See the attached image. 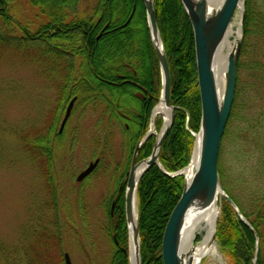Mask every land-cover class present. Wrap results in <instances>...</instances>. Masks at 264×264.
<instances>
[{
	"label": "trees",
	"instance_id": "1",
	"mask_svg": "<svg viewBox=\"0 0 264 264\" xmlns=\"http://www.w3.org/2000/svg\"><path fill=\"white\" fill-rule=\"evenodd\" d=\"M18 3L37 10L34 17L39 18L40 23L36 29L31 28L33 19L23 20ZM80 3L81 0H0V46L25 51L26 60L35 63L41 70L42 64L51 66L47 71L53 73L51 76H54L52 78L58 94L57 113L54 111L52 118L62 114L64 106L76 97L78 107L91 106L96 113L101 111L97 113L99 122L96 128L99 133L101 130V135L104 132V136H97V142L103 140L110 151L111 130L113 124L118 123L122 129L125 150L128 155H132L148 129L151 109L157 103L161 90L160 69L150 39L144 5L141 0H96L92 13H87L81 11ZM153 4L170 71V104L175 108L173 124L159 150V162L165 172L175 173L189 163L195 141L192 132H198L200 124L194 35L180 0H153ZM261 9H258V0L244 1L238 71L240 67L244 68L240 59L248 52V35L256 28L259 16L262 17ZM121 25V28L115 29ZM103 26H108V29L99 34ZM238 71L229 119L236 118L238 96L245 91L243 83L239 84ZM137 89L140 91H135ZM136 92L140 97L136 96ZM55 121L46 128L38 130L33 127L31 131L20 135L24 145L36 156L42 155V152H52L51 138L61 136L56 133ZM102 122L109 124L99 125ZM160 126L161 121H155L157 131ZM154 142L155 136L152 135L143 143L137 154L138 160L151 154ZM221 150L222 147L218 171L223 189L250 223L258 239L238 218L229 202L221 197L216 225L217 243L229 264H253L258 243L256 264H264V191L263 195L248 201L249 204L240 202L233 194L235 189L231 187L232 183L227 182L221 164ZM45 157L43 168L49 180V176L53 177L52 165L49 156ZM183 185V175L169 176L157 165H152L139 179L140 264H163V232L181 196ZM53 211L56 216L59 215L58 210ZM43 226L46 227L42 222L38 224L32 239L31 236L24 239V248L20 243L21 249L26 247L27 251L24 250L23 254L28 259L27 264L39 262L38 259V262L34 261L37 254L33 255L34 259L30 258L34 248L29 242H40ZM200 239L197 237L195 242ZM124 240L127 245L126 236ZM48 247L50 250L51 247ZM123 260V264H128L126 257ZM0 264L16 262L10 254L2 251Z\"/></svg>",
	"mask_w": 264,
	"mask_h": 264
},
{
	"label": "rangeland",
	"instance_id": "2",
	"mask_svg": "<svg viewBox=\"0 0 264 264\" xmlns=\"http://www.w3.org/2000/svg\"><path fill=\"white\" fill-rule=\"evenodd\" d=\"M18 4L23 20L33 19L31 28L36 29L40 23L39 18L34 17L37 10ZM95 4L96 0H81L80 9L92 13ZM261 7L262 17L259 16L256 28L248 35V52L240 59L244 68L240 67L238 71L237 64L239 84L243 83L245 91L239 93L236 120L228 118L226 136L220 145L221 164L227 182L232 183L233 194L244 205L263 195L264 191V1L258 0V9ZM107 29L108 26H103L99 34ZM26 58L25 51L0 46V255L6 251L16 264H27L23 254L26 247L21 249L20 243L24 248V239L28 236L32 239L42 222L46 225L42 227L45 233L56 232L57 226L60 231L56 236L46 238V242L42 239L44 235L39 237L40 242H29L34 248L33 255H38L43 244H47L51 247L49 252L56 255V261L58 253L62 258V254L67 252L73 264H88L91 260L95 264H108L111 256L107 247H113V241L102 230L106 219L100 202L104 190L111 188L110 176L117 173L126 178L124 173L130 168L132 155L125 150L122 129L118 123L113 124L109 151L103 140H96L97 136H104V132L101 135V130L99 133L96 128L99 122L97 113L101 111L96 113L91 106L78 107L76 98L70 116L60 130L69 102L55 121L57 118H52V115L56 111L58 94L54 76H51L53 73L47 71L51 66L42 64L43 71ZM135 94L140 97L138 92ZM157 120L162 126V118L157 117L154 121ZM54 121L56 133L61 136L51 138L52 152L36 156L24 145L20 135L33 127L38 130L46 128ZM105 123L109 124L102 122L99 125ZM153 131L158 134L160 129ZM45 156H49L52 165L53 177L49 176V180L43 168ZM96 158H99L96 167L82 179L84 184L81 185L76 180L77 175ZM79 191L83 192L82 199ZM54 209L58 210V216ZM197 237L201 234L197 233ZM196 238L193 244L202 239L195 242ZM216 244L222 264H229L217 240ZM115 258L114 262L118 264L116 255ZM34 261L38 262L37 258ZM200 264L221 263H212L206 257Z\"/></svg>",
	"mask_w": 264,
	"mask_h": 264
},
{
	"label": "water",
	"instance_id": "3",
	"mask_svg": "<svg viewBox=\"0 0 264 264\" xmlns=\"http://www.w3.org/2000/svg\"><path fill=\"white\" fill-rule=\"evenodd\" d=\"M141 1L145 8L149 35L159 64L161 90L158 102L152 109L150 115L149 128L133 151L126 180L125 209L129 234V261L130 264H140L137 184L139 179L152 165H157V167L169 176L184 175V185L181 196L173 208L163 232L161 245L162 263L195 264L191 250H187V252L181 250L182 229L186 214L192 208L203 211L207 208L215 207L217 209V216L214 221L208 245L211 246L216 244V225L220 208L219 197H224L229 202L238 218L254 232L256 240L258 239L250 223L223 189L218 171L221 140L230 116L235 95L237 64L242 43V21L245 0H221L216 6L210 5L208 0H180L190 21L194 35L195 63L201 106L198 134L196 135L191 160L188 166H190L192 162L197 139L198 161L189 178H187L184 173L188 166L181 171L167 173L163 170L159 162V150L173 124L175 108L170 104V71L156 23L153 0ZM237 10L241 11L240 36L234 41L233 48L228 54L224 71V85L221 93L215 76L214 60L219 48L224 42ZM75 100L76 97H73L69 101L60 125V130L70 116ZM159 103L164 104V106L169 109V120L167 124L163 122L160 132L156 135L151 154L147 158L137 161L139 149L143 143L154 134L153 111ZM98 161V159L91 161L87 167L77 175L76 180L81 181L87 176L96 167ZM257 244L258 243H256L255 254L252 261L253 264H256L258 252ZM65 262L66 264H71L67 253L65 254Z\"/></svg>",
	"mask_w": 264,
	"mask_h": 264
},
{
	"label": "bare ground",
	"instance_id": "4",
	"mask_svg": "<svg viewBox=\"0 0 264 264\" xmlns=\"http://www.w3.org/2000/svg\"><path fill=\"white\" fill-rule=\"evenodd\" d=\"M220 1L221 0H208L210 5L212 6L218 5ZM237 12H238L236 15L237 18H235L234 21L231 22L227 35L224 39V42L219 48L214 60L215 76L221 93L224 85V71L227 64L228 54L233 48L234 41H236V39L239 38L240 36L239 17L241 11L237 10ZM169 115H170L169 109L166 108L164 104L159 103L158 106L153 111V121L157 117H161L164 123L167 124L169 120ZM197 161H198V139L192 157V162L190 166H188V168H186L184 171L187 178L190 177L191 172L196 167ZM216 216H217V209L215 207L207 208L203 211H198L192 208L186 214L184 226L182 229L181 250H183V252H187V250H191L195 264H200V262L206 257H209L210 262L212 263L219 261L222 264L221 255L217 247V244L211 246L208 245ZM197 233L201 234L202 239L197 244H193V241L196 238ZM132 256H133V252H132Z\"/></svg>",
	"mask_w": 264,
	"mask_h": 264
},
{
	"label": "flooded vegetation",
	"instance_id": "5",
	"mask_svg": "<svg viewBox=\"0 0 264 264\" xmlns=\"http://www.w3.org/2000/svg\"><path fill=\"white\" fill-rule=\"evenodd\" d=\"M99 159V158H96ZM126 176L128 175V170L124 173ZM111 177V188L110 190H104L103 192V198L100 202V208L104 209L103 213L105 215L106 222L102 223L104 224V227H102V230L105 231L106 236L111 238L113 243L112 246L107 247L110 249V256L111 260L108 262V264H117L114 262L116 258L114 259V255H116L118 264L123 263L124 257H126L128 261V241L127 245H125L124 237L126 236L128 239V231H127V221H126V209H125V186H126V180L127 177H123L122 175H119L117 173H113V176ZM126 179V180H125ZM81 185L84 184V180L78 181ZM79 197L82 199L83 192L79 191ZM57 233H45L43 232V241L45 239H48V235L56 236ZM46 242V241H45ZM99 248V247H98ZM91 250V249H90ZM89 250V251H90ZM40 253L37 255L38 264H66L65 262V254L67 252H64L61 255L58 253V260L56 261V255L54 256L49 251V247L47 248L46 244H43L42 249L39 250ZM99 251V250H98ZM92 252V250H91ZM100 252V251H99ZM51 253V255H50ZM114 253V254H113ZM69 256V259L71 263L73 264L69 253H67ZM100 254V253H99ZM33 258V254H32ZM28 259L25 258V261ZM129 263V261H128ZM88 264H95L92 260L89 261Z\"/></svg>",
	"mask_w": 264,
	"mask_h": 264
}]
</instances>
